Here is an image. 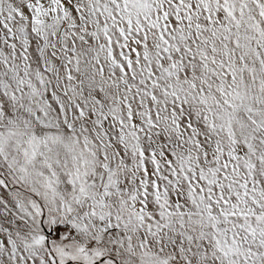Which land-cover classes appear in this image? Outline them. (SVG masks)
<instances>
[{"label":"snow or ice","instance_id":"obj_1","mask_svg":"<svg viewBox=\"0 0 264 264\" xmlns=\"http://www.w3.org/2000/svg\"><path fill=\"white\" fill-rule=\"evenodd\" d=\"M0 264H264V0H0Z\"/></svg>","mask_w":264,"mask_h":264}]
</instances>
